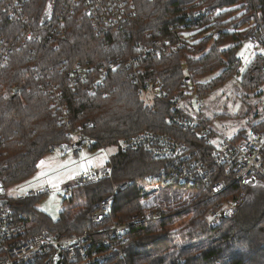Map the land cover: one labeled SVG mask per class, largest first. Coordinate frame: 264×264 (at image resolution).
<instances>
[{
    "label": "trees",
    "instance_id": "trees-1",
    "mask_svg": "<svg viewBox=\"0 0 264 264\" xmlns=\"http://www.w3.org/2000/svg\"><path fill=\"white\" fill-rule=\"evenodd\" d=\"M10 1L0 0V184L5 186L0 201L24 215L32 233L43 228L58 234L82 232L114 184L130 183L114 204L112 214L118 221L143 213L148 205L152 208L149 193L140 183L170 163L154 158L144 148L122 151L120 143L147 130L192 149L203 146L200 128H182L171 124L169 117L181 100L192 94L202 100L239 75L242 60L238 51L251 31L247 24L264 23V0H134L135 18L122 29L101 35L83 7L69 0H24L23 20L11 18L5 11ZM47 12L53 22L61 14L65 23V35L58 45L46 41L23 45L24 29L38 31ZM198 15L203 21L196 32L183 37L171 29L188 17L191 23ZM166 39L183 45L161 57H139L143 82L162 83L152 104L144 100L142 91L146 89L131 80L127 63L108 70L104 87L93 95L86 92L88 84L72 89L66 72H59L64 65L80 62L94 66L95 75L100 76L98 69L106 66L109 58L140 56L145 47ZM212 74L216 75L208 79ZM241 78L242 85L259 89L264 84V55L255 54ZM55 92L61 93L60 99L55 100ZM63 115H68L69 124L62 123ZM197 115L202 125L211 128V119L203 113ZM250 125L264 136V119ZM244 132L240 130L237 137ZM77 146L118 149L109 162L111 180L77 187V211L64 209L58 220H52L34 206L38 197L6 194L32 177L46 155ZM215 166L216 180L226 179L229 189L207 201H203L206 192L189 185L186 195L170 186L155 191V209L166 214L131 229L119 244L124 255L116 258L117 264H264V180L248 177L236 181L225 165ZM237 198L236 212L213 226L209 210L223 200ZM176 224L179 227H174Z\"/></svg>",
    "mask_w": 264,
    "mask_h": 264
},
{
    "label": "built area",
    "instance_id": "built-area-1",
    "mask_svg": "<svg viewBox=\"0 0 264 264\" xmlns=\"http://www.w3.org/2000/svg\"><path fill=\"white\" fill-rule=\"evenodd\" d=\"M23 1L8 2L5 11L11 18L23 20L21 18ZM69 1L83 7L95 31L101 35H107L110 30L122 29L137 15L134 0ZM57 16L55 22L51 21V17L46 22H40L38 31L32 28L24 29L23 45L29 42L46 41L57 46L60 37L65 35L62 29L65 23L61 19V14ZM207 16L214 20V15ZM188 21H191L189 17L185 22L180 21L171 25V29L177 30L184 37L201 28L203 18L198 15L191 23ZM247 38L257 45H264V23H256ZM182 45L181 41L173 44L166 39L157 45L145 47L140 56L130 57L127 60L111 57L106 66L99 67L100 76L95 75L94 66L82 65L80 62L72 63L68 67L64 65L59 72H66V81L72 89L88 84L86 92L93 95L99 88L104 87V77L108 70H116L123 63H127L131 68V80L140 83L142 88L146 89L142 91L145 96L150 94L156 97L161 93L162 83L153 85L143 82L141 77L143 69L139 57H161L164 53L177 50ZM55 95V100L61 98V93L55 92ZM181 101L175 107L176 112L169 117V122L191 131L200 128L199 135L204 138L203 146L196 148L197 150L192 149L186 143L147 130L120 143L119 148L122 151L144 148L154 158L168 160L170 163L168 168L148 176L140 183L144 192L146 187L157 191L165 186L177 189L179 186L189 185L206 192L207 195L203 201L216 199L230 187L226 179L216 180L215 165L219 164L225 165L227 172H233L236 181L248 177L264 180V136L258 135L252 129L250 132H244L241 137H237V134L232 137H222L213 128L202 125L197 114L187 112ZM180 110L182 112L179 113ZM61 119L65 125L70 123L68 115H63ZM83 148L84 146L74 148V155L80 160ZM110 160L111 158L102 166H93L91 160L85 161L83 170L74 175L73 185L64 189L70 192L71 187L111 180L113 169L109 164ZM129 188V182L114 184L113 191L99 201L88 227L82 232L58 234L43 228L32 233L24 215L17 214L8 203L0 204V264H54L57 255L61 256L59 264H117L116 258L124 255L118 244L125 242L126 235L131 229L148 223L150 219L155 222L166 214L162 210L155 209L157 202L152 199V208L148 205L143 213L135 214L127 221L115 219L112 212L116 199L119 194ZM59 189L61 185L31 188L26 196L40 197ZM238 203L239 198L232 201L223 200L216 209L209 210L208 220L213 226L220 224L223 212L228 208L236 207ZM114 243L116 246L113 245Z\"/></svg>",
    "mask_w": 264,
    "mask_h": 264
},
{
    "label": "rangeland",
    "instance_id": "rangeland-1",
    "mask_svg": "<svg viewBox=\"0 0 264 264\" xmlns=\"http://www.w3.org/2000/svg\"><path fill=\"white\" fill-rule=\"evenodd\" d=\"M247 25H249L247 27L251 30L253 25L249 23ZM257 53L264 55V45H257L249 39H245L238 51V56L242 60L240 74L219 85L202 100H199L195 94L183 99L181 104L186 111L190 114L203 113L205 117L211 119V128L222 137H232L242 129L245 132H250L252 130L250 124L264 119V84L259 86L257 90H253L252 84L247 88L248 86L242 85L241 75ZM215 75L212 74L208 79ZM205 79H201V81ZM144 98L146 103H153V96L147 95ZM117 151L116 146L101 149L84 147L81 150L80 160L75 157L73 148L56 149L41 160L44 161V166L41 167L40 162L38 171L32 177L21 183L22 185L11 187L6 194L13 197H25L27 191L31 188L44 187L46 185L53 186V183L61 185V189L58 191L38 197L34 204L37 209L46 213L52 220H58L64 209L78 210L75 203L78 186L71 187L70 192H67L64 187L73 185V177L83 170V163L91 160L93 166H102ZM42 173H46V175H41ZM175 190H182L185 195L189 192L186 186H179ZM145 191L149 193L151 201L157 195L154 190L148 187L145 188ZM124 221H127V219ZM149 223H152L151 219ZM178 225L176 224L174 227H179ZM115 243L117 244V241ZM115 243L113 245L116 246ZM121 249L124 253L123 247Z\"/></svg>",
    "mask_w": 264,
    "mask_h": 264
},
{
    "label": "water",
    "instance_id": "water-1",
    "mask_svg": "<svg viewBox=\"0 0 264 264\" xmlns=\"http://www.w3.org/2000/svg\"><path fill=\"white\" fill-rule=\"evenodd\" d=\"M49 18V13L47 12L46 13V17H45V21L46 22ZM129 67V65H127ZM70 147H66V149H69ZM5 192V186L1 183L0 184V196ZM0 204H4V203H1L0 201ZM236 212V208L235 207H232V208H228L226 209L224 212H223V218H229L230 216H232L234 213ZM60 258L61 256L60 255H57V257L55 258V262L54 264H59L60 263Z\"/></svg>",
    "mask_w": 264,
    "mask_h": 264
},
{
    "label": "snow or ice",
    "instance_id": "snow-or-ice-1",
    "mask_svg": "<svg viewBox=\"0 0 264 264\" xmlns=\"http://www.w3.org/2000/svg\"><path fill=\"white\" fill-rule=\"evenodd\" d=\"M41 167H43L44 166V161H41V165H40ZM41 175H46V173H42ZM53 187H56V184L55 183H53Z\"/></svg>",
    "mask_w": 264,
    "mask_h": 264
}]
</instances>
